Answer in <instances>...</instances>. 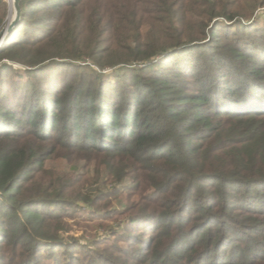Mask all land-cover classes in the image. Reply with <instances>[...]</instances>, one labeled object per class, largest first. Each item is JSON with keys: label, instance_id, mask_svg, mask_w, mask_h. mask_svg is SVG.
Masks as SVG:
<instances>
[{"label": "trees", "instance_id": "1", "mask_svg": "<svg viewBox=\"0 0 264 264\" xmlns=\"http://www.w3.org/2000/svg\"><path fill=\"white\" fill-rule=\"evenodd\" d=\"M18 5L0 264H264V0ZM82 204L110 242L67 235Z\"/></svg>", "mask_w": 264, "mask_h": 264}, {"label": "rangeland", "instance_id": "2", "mask_svg": "<svg viewBox=\"0 0 264 264\" xmlns=\"http://www.w3.org/2000/svg\"><path fill=\"white\" fill-rule=\"evenodd\" d=\"M2 2L6 5V15L3 19L0 31L4 26H6L10 13V0H2ZM256 15L257 17L259 16L258 18H260L261 20H264V8L256 10L255 17ZM13 68L23 70V68L17 65H13ZM51 165H53V163H51ZM124 200H126L125 195H122L119 197V199L116 200V204L120 208H122L125 205ZM81 207L76 208V214L74 215V217H72L71 220L65 219L69 228V232L67 233V235L80 240L83 246L89 243H93L94 240L104 241L105 239H107L109 237L107 235L109 228L113 229L116 223L114 221L107 222L105 220H101L102 218H93L91 211H89L87 207H85L83 204L81 205ZM121 231L123 230L121 229ZM108 242H110V240H105L104 244H107ZM127 244L128 242L126 241L123 246H127ZM75 252L77 253L78 250L76 249ZM80 254L83 258L85 252L80 249Z\"/></svg>", "mask_w": 264, "mask_h": 264}, {"label": "water", "instance_id": "3", "mask_svg": "<svg viewBox=\"0 0 264 264\" xmlns=\"http://www.w3.org/2000/svg\"><path fill=\"white\" fill-rule=\"evenodd\" d=\"M13 10H14V17L11 22H9L6 26L2 28L0 31V46L2 45L6 35L10 33L18 24L21 16V11L18 5V0H12Z\"/></svg>", "mask_w": 264, "mask_h": 264}, {"label": "bare ground", "instance_id": "4", "mask_svg": "<svg viewBox=\"0 0 264 264\" xmlns=\"http://www.w3.org/2000/svg\"><path fill=\"white\" fill-rule=\"evenodd\" d=\"M12 0H10V13H9V16H8V20H7V24L9 23V22H11L12 21V19H13V17H14V10H13V5H12ZM13 10V11H12ZM6 24V25H7Z\"/></svg>", "mask_w": 264, "mask_h": 264}]
</instances>
